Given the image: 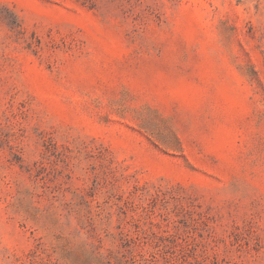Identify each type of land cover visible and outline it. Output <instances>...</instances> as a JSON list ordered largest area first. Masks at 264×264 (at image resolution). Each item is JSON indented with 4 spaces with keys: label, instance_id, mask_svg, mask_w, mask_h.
Instances as JSON below:
<instances>
[{
    "label": "rangeland",
    "instance_id": "374dc122",
    "mask_svg": "<svg viewBox=\"0 0 264 264\" xmlns=\"http://www.w3.org/2000/svg\"><path fill=\"white\" fill-rule=\"evenodd\" d=\"M0 264H264V0H0Z\"/></svg>",
    "mask_w": 264,
    "mask_h": 264
}]
</instances>
